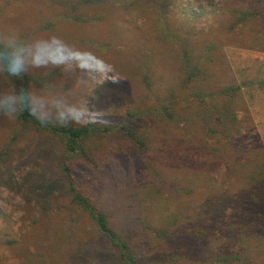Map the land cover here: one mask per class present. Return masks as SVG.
Here are the masks:
<instances>
[{"label":"rangeland","instance_id":"1","mask_svg":"<svg viewBox=\"0 0 264 264\" xmlns=\"http://www.w3.org/2000/svg\"><path fill=\"white\" fill-rule=\"evenodd\" d=\"M9 39L45 119L110 128L69 164L138 264H264V0H0ZM64 154L0 112V264H122Z\"/></svg>","mask_w":264,"mask_h":264},{"label":"trees","instance_id":"2","mask_svg":"<svg viewBox=\"0 0 264 264\" xmlns=\"http://www.w3.org/2000/svg\"><path fill=\"white\" fill-rule=\"evenodd\" d=\"M258 17V10L241 12L237 15V23L252 21ZM12 51L0 43V63L2 65L5 78L14 92L31 94L32 78L28 73L21 71L18 75H13L10 70ZM236 88L224 90V94H232ZM16 120L21 124L30 125L38 133H49L59 138L65 151L61 164L62 172L69 179V192L73 204L81 208L94 221L99 233L109 241L118 251L122 264H138L137 257L128 241V236H121L111 225L109 216L101 211L92 198L83 190L81 180L73 175V168L69 161L73 158L89 157L85 145L94 137H102L110 131V128L102 127L94 123L83 126H71L69 124H59L49 119H39L33 115L31 108L26 104L20 111ZM135 132V133H134ZM128 132L138 143V135L134 130ZM142 142H139L141 144ZM143 144V143H142ZM91 161L90 158L86 159Z\"/></svg>","mask_w":264,"mask_h":264},{"label":"clouds","instance_id":"3","mask_svg":"<svg viewBox=\"0 0 264 264\" xmlns=\"http://www.w3.org/2000/svg\"><path fill=\"white\" fill-rule=\"evenodd\" d=\"M8 47L12 49V58L10 61V70L13 75H18L23 71V61L21 59L22 50L18 48L14 39L7 41ZM28 105L33 115L39 119H44L46 111V102L44 97L39 94H24L22 92H9L0 94V112L9 119H16L25 105Z\"/></svg>","mask_w":264,"mask_h":264}]
</instances>
